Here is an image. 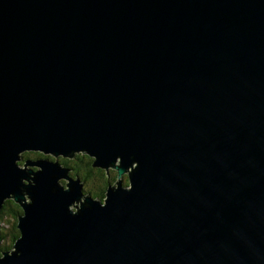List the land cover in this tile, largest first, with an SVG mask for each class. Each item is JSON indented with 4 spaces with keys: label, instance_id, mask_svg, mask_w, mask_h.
Instances as JSON below:
<instances>
[{
    "label": "water",
    "instance_id": "water-1",
    "mask_svg": "<svg viewBox=\"0 0 264 264\" xmlns=\"http://www.w3.org/2000/svg\"><path fill=\"white\" fill-rule=\"evenodd\" d=\"M7 199L0 264H264V0H0Z\"/></svg>",
    "mask_w": 264,
    "mask_h": 264
},
{
    "label": "trees",
    "instance_id": "trees-1",
    "mask_svg": "<svg viewBox=\"0 0 264 264\" xmlns=\"http://www.w3.org/2000/svg\"><path fill=\"white\" fill-rule=\"evenodd\" d=\"M28 153L21 154V161L19 166L25 162V156ZM34 159L49 158L55 160L50 156H43L41 153H33ZM63 166L70 169L69 175L72 178H79L85 187L83 193L90 195L93 199H97L104 203V197L110 184H113L117 179V172L115 169L106 171L105 169L93 167L94 160L86 154H76L71 159H57ZM122 179L125 181V186L129 185L128 175L124 174ZM64 184V182H62ZM22 214L21 207L12 199L6 200L0 210V255L2 252L9 251L13 248L15 241L19 237L17 229V217ZM8 216V217H7Z\"/></svg>",
    "mask_w": 264,
    "mask_h": 264
},
{
    "label": "rangeland",
    "instance_id": "rangeland-1",
    "mask_svg": "<svg viewBox=\"0 0 264 264\" xmlns=\"http://www.w3.org/2000/svg\"><path fill=\"white\" fill-rule=\"evenodd\" d=\"M25 161H27V160H25ZM18 164H20V162H18ZM22 165H24V162L22 163ZM21 166V165H20ZM22 167V166H21ZM28 168V167H27ZM29 170L31 171V172H35V171H37L36 170V167H33V166H29ZM69 173L70 172H68V176H69V178H71V176L69 175ZM71 179H73V178H71ZM73 181H75V179L73 180ZM78 181V180H77ZM80 181V180H79ZM124 181V180H123ZM63 182V181H62ZM65 183H67L68 181H64ZM115 182H116V180H115ZM25 183H27V182H25ZM121 183V182H120ZM80 184H81V189H82V191H85V187L83 186V183L80 181ZM112 185L113 184H111L110 185V187H112ZM120 186H122L123 188H128L129 187V185H127L126 187H125V183H123L122 182V185H120ZM104 199H106V195H105V197H104ZM7 200H9V199H7ZM11 200V199H10ZM93 200H95V201H98L97 199H93ZM92 200V201H93ZM6 201V200H5ZM4 201V202H5ZM3 206V205H2ZM70 209L71 210H73V211H76V208H73V206L72 207H70ZM8 217V216H7Z\"/></svg>",
    "mask_w": 264,
    "mask_h": 264
},
{
    "label": "flooded vegetation",
    "instance_id": "flooded-vegetation-1",
    "mask_svg": "<svg viewBox=\"0 0 264 264\" xmlns=\"http://www.w3.org/2000/svg\"><path fill=\"white\" fill-rule=\"evenodd\" d=\"M25 153H28L24 158H25V160H27V161H37L38 159H40V158H37L36 157V159H34L35 157H34V154L33 153H36V152H25ZM24 154V153H23ZM42 158V157H41ZM62 159V158H61ZM62 166H63V164H61ZM29 167V166H28ZM110 170H112L113 171V169H110ZM109 171V170H108ZM70 172V171H69ZM119 182H121V184H122V182L124 183L125 181H123V179L121 178L120 180H119ZM126 185V184H125Z\"/></svg>",
    "mask_w": 264,
    "mask_h": 264
},
{
    "label": "bare ground",
    "instance_id": "bare-ground-1",
    "mask_svg": "<svg viewBox=\"0 0 264 264\" xmlns=\"http://www.w3.org/2000/svg\"><path fill=\"white\" fill-rule=\"evenodd\" d=\"M33 162V161H32ZM79 179V178H78ZM111 185V184H110ZM126 187V186H125Z\"/></svg>",
    "mask_w": 264,
    "mask_h": 264
}]
</instances>
